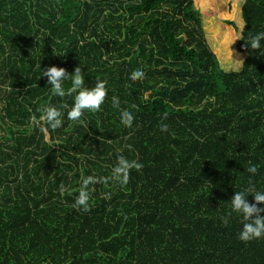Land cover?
<instances>
[{"label":"trees","instance_id":"1","mask_svg":"<svg viewBox=\"0 0 264 264\" xmlns=\"http://www.w3.org/2000/svg\"><path fill=\"white\" fill-rule=\"evenodd\" d=\"M241 1L0 0V264H264V238L241 242L228 215L234 192L264 190V40L247 45L264 0ZM38 65L106 81L101 111L31 123L41 104L72 106ZM117 155L143 165L127 183ZM89 175L107 183L85 213L72 205Z\"/></svg>","mask_w":264,"mask_h":264},{"label":"clouds","instance_id":"2","mask_svg":"<svg viewBox=\"0 0 264 264\" xmlns=\"http://www.w3.org/2000/svg\"><path fill=\"white\" fill-rule=\"evenodd\" d=\"M238 39V38H237ZM264 40V31L250 37V42L247 45L255 50L262 47L260 41ZM39 67V65H38ZM40 70V77H46L48 92L55 97H72V106L68 108L67 104L60 107L50 104H41L30 116V122L39 127L41 130L51 129L53 131L61 128L64 123V114L61 109H68L66 118L69 121H75L83 124L81 119L84 112L98 113L101 111V106L104 103L107 95L106 81L97 80L94 86L88 87L85 84L84 75L81 68L78 66L68 73L63 67L50 66ZM144 77L142 70H136L131 73L129 80L136 82ZM65 81H70V87L65 89ZM111 106L119 111V120L122 126L130 127L133 122V114L126 110H120V101L117 96L111 97ZM168 113L161 115V123L159 130L162 133L169 131V125L163 121L167 120ZM143 165L136 160H129L123 155H117L116 162L111 169V178L113 181L127 183L131 170L139 172ZM249 174H256L257 167L254 164H249L246 169ZM98 183H107L103 177L89 175L82 178L79 192L76 196L72 207L77 211L87 213L90 211L89 200L90 194L94 191L92 186ZM63 191V186H61ZM252 197V203H249L247 196ZM105 198H109L107 195ZM228 213L231 216L233 213L239 218L241 228L238 232V239L241 242L247 243L252 240L264 238V190H257L251 182L247 187L240 191H236L230 197ZM260 205V207H257ZM222 222L226 225L228 219L221 217Z\"/></svg>","mask_w":264,"mask_h":264},{"label":"rangeland","instance_id":"3","mask_svg":"<svg viewBox=\"0 0 264 264\" xmlns=\"http://www.w3.org/2000/svg\"><path fill=\"white\" fill-rule=\"evenodd\" d=\"M232 2L229 0H224L225 6L230 7V8H232V6H234V10L237 13L242 1L241 0H233ZM3 127H4V125L0 124V137L4 136L6 134L5 131L3 130Z\"/></svg>","mask_w":264,"mask_h":264}]
</instances>
